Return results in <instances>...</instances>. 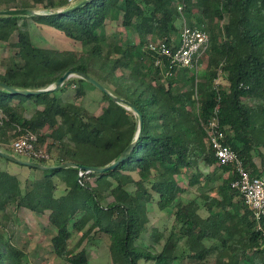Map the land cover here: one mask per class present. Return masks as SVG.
I'll list each match as a JSON object with an SVG mask.
<instances>
[{"label":"trees","instance_id":"1","mask_svg":"<svg viewBox=\"0 0 264 264\" xmlns=\"http://www.w3.org/2000/svg\"><path fill=\"white\" fill-rule=\"evenodd\" d=\"M179 7L189 25L211 39L201 61L206 64L201 99L181 90L180 83L197 79L190 69H178L167 85L159 84L164 70L147 50L150 42L178 43ZM11 9L45 14L0 19V39L16 29L18 33V45L6 47L16 51L0 82L38 91L67 72L84 73L131 103L143 117V131L127 159L103 174L80 177L77 167L37 170L0 157L6 165L0 169V264H30L12 235L2 234L11 220L9 207L15 213H49L48 224L55 229L51 248L64 264H91L86 245L105 236L114 264H264V217L256 221L232 186L237 178L233 168L219 163L205 133L217 110L228 128L224 143L252 175L264 178V0H93L68 13H57L70 9L62 0H0V11ZM29 21L61 32L79 43L82 53L54 54L35 46ZM84 83L76 78L56 92L27 97L0 90V152L20 127L36 133L38 144L55 152L51 161H29L47 167H106L117 161L136 141L139 118L105 94L108 108L100 116L60 97L68 86ZM28 103L42 109L27 118ZM10 165L19 172L11 173ZM209 168H214L212 175H205L203 169ZM189 173L187 186H182L178 177ZM207 184L217 196L200 193L195 200L201 198L202 204L191 201L193 209H186L181 191H203ZM109 198L113 201L104 205ZM152 204L168 210L174 224L169 231L153 232L154 246L139 247ZM75 235L79 239L71 248ZM157 246L161 251L156 252Z\"/></svg>","mask_w":264,"mask_h":264},{"label":"rangeland","instance_id":"2","mask_svg":"<svg viewBox=\"0 0 264 264\" xmlns=\"http://www.w3.org/2000/svg\"><path fill=\"white\" fill-rule=\"evenodd\" d=\"M84 1L85 0H82L76 3L71 8L77 7L80 3ZM41 13H45V11H42ZM184 15L187 20H189L188 15H186L185 13ZM29 25L32 42L35 46L43 49H48L54 54H58L64 51H76L79 54L82 53L81 45L75 41L67 39L61 32L47 26H38L33 21H29ZM112 31L110 30V36L112 35ZM124 33L125 32L123 31V34ZM123 34H121L120 37H122ZM17 45V29L11 32L6 39H0V74L5 72V69L9 65L10 59L13 57L14 52L16 51L14 48L8 49L6 47H16ZM114 57L119 58V55H114ZM205 67L206 64L203 63L200 67V70L198 71L197 79L192 83H187L186 86H183V84L180 83L181 90L190 91L195 97V99H201L203 97L202 78L204 75ZM117 75L120 76L121 72L117 71ZM76 78V76H73L70 80ZM168 81V79H165L163 77L160 79L159 84L167 85ZM156 84L157 83L155 82L154 85ZM228 86V83L224 81V87L226 89H229ZM60 97H62V99L66 102H72L77 107L85 109L88 114L94 116L102 115L108 108V104L103 99V93L87 82L84 83L82 86H68L67 90L63 94H60ZM35 107L36 106H34L32 103L27 104L25 113L27 118L35 112ZM123 117L124 119H127L126 114H123ZM49 143H52V141L49 140ZM11 145L12 140L8 146H3V149L1 151L6 154L12 155L20 160L29 161L28 158L15 154L12 150ZM54 157L55 152L52 153V158ZM255 162L258 167L261 166L259 157H255ZM52 164L53 161L47 162L48 166ZM4 168V162H0V169ZM8 170L11 173H16V171L20 170V168L16 165H10ZM203 171L205 175H212L214 168L203 169ZM191 175L192 173L183 176L180 175L178 177L180 184L186 187ZM134 177L138 178L136 174H134ZM226 177H228V175ZM211 187L212 186L210 184H207L204 187L203 191L199 187L188 188L187 191L183 190L181 191L180 200L183 202V204H186V209H193L190 208V206L192 205L190 204L191 201H197L199 204H202L201 198L195 200L196 196H198L200 193L206 192L209 194L208 197L210 198L217 196V193L215 191H212ZM112 201L113 199L109 198L106 202H104V205H107V203ZM200 213L203 216L206 215L205 211H201ZM6 215L11 217V220L9 224L6 225V228H1L2 234L5 237L12 235L13 242L28 254L30 264H64L63 261L56 258L52 254L53 252L51 250V239L53 238L55 232L54 228L47 224L45 217L41 218L36 216L38 221H35V219L31 218L32 216H30V214L28 216H19L18 213L14 212V209L12 207L8 208V210L6 211ZM3 217L4 215L0 212V221H2ZM148 217L149 224L146 228V231L142 234L141 239L136 242V245L139 247H149L150 245L154 246V242L152 239L153 232L155 230L159 232L169 231L172 225L174 224V217L171 215V213L168 210H159V208L155 204H152L148 207ZM78 239L79 236L75 235L73 240L71 241V248L75 247ZM86 246L91 264H114L109 250L110 240L108 237L105 236L104 240H93L90 244ZM161 249L162 246L155 247L156 252L161 251ZM178 264H191V262L186 260V262Z\"/></svg>","mask_w":264,"mask_h":264},{"label":"built area","instance_id":"3","mask_svg":"<svg viewBox=\"0 0 264 264\" xmlns=\"http://www.w3.org/2000/svg\"><path fill=\"white\" fill-rule=\"evenodd\" d=\"M71 8L82 0H62ZM181 13L180 35L178 43L173 47L162 41L150 42L147 50L156 55L155 66L164 70L163 77H172L178 69H190L195 72L196 78L202 59L211 47L210 35L198 28L191 27L184 15L183 7H179ZM220 81L217 80V84ZM228 128L223 127L218 111L210 119L206 127V138L222 166H231L237 178L232 184L238 189L246 206L253 212L257 222L264 217V178L252 175L245 167L238 154L224 143ZM19 134L12 140V150L15 154L26 157L29 160L51 161L52 154L45 146L38 144V135L29 130L17 128ZM91 174L86 171L80 172V177Z\"/></svg>","mask_w":264,"mask_h":264},{"label":"water","instance_id":"4","mask_svg":"<svg viewBox=\"0 0 264 264\" xmlns=\"http://www.w3.org/2000/svg\"><path fill=\"white\" fill-rule=\"evenodd\" d=\"M93 0H85L84 2L80 3L77 7L75 8H70L64 11H58L57 13H68V12H73L76 11L80 8H82L83 6H85L86 4L92 2ZM34 15H42L40 13H37L33 10H29V9H11V10H2L0 11V19L2 18H9V17H31ZM73 76H76L79 79H82L84 81H86L87 83L91 84L92 86H94L95 88H97L98 90H100L103 94L108 95L109 97H111L116 103L122 105L123 107H125L127 110L132 111L135 115L138 116L139 118V131L137 133V137H136V141L131 144L124 152L123 154L120 156V158L113 162L112 164H110L109 166L106 167H84V166H77L74 163H66V164H62V165H57V166H44L42 164L39 163H35L32 161H23L20 160L12 155L0 152V157L5 158L7 160H10L14 163H17L19 165L25 166V167H29V168H34L37 170H52V169H57V170H62V169H68L71 167H77L80 170L89 172V173H94V174H103L109 171H113L115 170L121 163H123L127 157L130 155V153L134 150L138 139L140 138L142 131H143V117L142 115L138 112V110L128 101L123 100V99H119L115 96H113L105 87H103L98 81H96L95 79H93L92 77L84 74V73H80V72H67L65 73L56 83L55 85L50 86L49 88L45 89V90H38V91H29V90H18L15 89L11 86H8L2 82H0V90H4L7 91L13 95H18V96H38V95H42L44 93H51V92H56L58 90H60L63 85L69 81Z\"/></svg>","mask_w":264,"mask_h":264},{"label":"crops","instance_id":"5","mask_svg":"<svg viewBox=\"0 0 264 264\" xmlns=\"http://www.w3.org/2000/svg\"><path fill=\"white\" fill-rule=\"evenodd\" d=\"M43 10H39L37 13H39L40 12V14H45V13H41ZM38 26H41V25H38ZM29 104V103H28ZM34 105V104H33ZM26 106H27V104L25 105V108H26ZM35 106V105H34ZM36 109H35V111L36 110H41L42 109V107H35ZM34 114V113H33ZM32 114V115H33ZM31 115V116H32ZM30 116V117H31ZM30 117H28V118H30ZM5 168H6V165H5ZM16 172H19L18 170L16 171ZM18 214H19V216H21V215H24V216H28L29 214H30V216H32L31 218H33V219H35V221L37 220L38 221V219L36 218V216H38V217H45V219H46V222H47V224H48V212L47 213H45L44 215H37V214H35V213H33V212H31V211H29V210H27V209H21V210H19V212H18ZM41 220V219H40ZM54 232H55V229H54ZM55 235V234H54ZM51 250H52V248H51ZM53 252V251H52ZM54 256H55V254L54 253H52ZM56 257V256H55ZM56 258H58V257H56ZM58 259H60V258H58ZM61 260V259H60ZM62 261V260H61Z\"/></svg>","mask_w":264,"mask_h":264}]
</instances>
